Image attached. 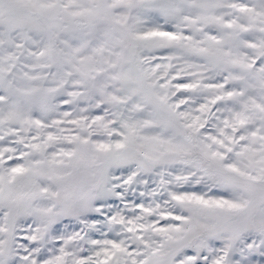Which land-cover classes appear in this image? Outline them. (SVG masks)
Instances as JSON below:
<instances>
[{
    "label": "snow or ice",
    "instance_id": "obj_1",
    "mask_svg": "<svg viewBox=\"0 0 264 264\" xmlns=\"http://www.w3.org/2000/svg\"><path fill=\"white\" fill-rule=\"evenodd\" d=\"M0 264H264V0H0Z\"/></svg>",
    "mask_w": 264,
    "mask_h": 264
}]
</instances>
